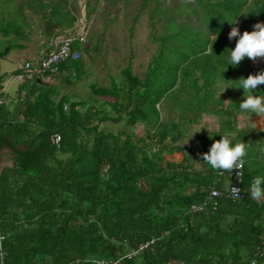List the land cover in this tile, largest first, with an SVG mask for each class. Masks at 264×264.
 I'll return each instance as SVG.
<instances>
[{
  "label": "trees",
  "instance_id": "1",
  "mask_svg": "<svg viewBox=\"0 0 264 264\" xmlns=\"http://www.w3.org/2000/svg\"><path fill=\"white\" fill-rule=\"evenodd\" d=\"M100 1L87 0L88 21L97 13ZM195 2L202 10L204 32L188 27L156 39L159 51L142 79L129 66L122 72V88L113 83L111 89L93 91L114 100L110 105L116 118L94 106L82 111L83 102H72L66 96L55 101V93L41 87L37 77L23 87L25 104L31 107L23 123L7 121L3 118L5 106L1 108L0 146L11 148L16 155L14 168L5 169L0 176L6 264H251L257 250L264 247V199L256 201L250 195L253 178L264 175V133L257 135L260 143L254 145V161L244 158L243 200L222 197L215 211L190 210L202 204L213 187L224 192L232 172L209 168L203 174L193 169L194 156L184 155L181 164L165 159V154L184 152L172 147L178 140V125L161 121L159 106L168 96L177 95L176 91L188 94L176 97L179 119L211 108L220 118V132H228L242 100L226 103L221 97L215 99L211 87L216 80L223 82L222 78L225 82L232 78L235 85L241 77L264 70V58L255 62L245 58L227 70L225 66L227 49L235 47V39L230 42L227 38L235 25L227 21L236 19L241 33L251 32L254 24L264 23V0L250 4L246 0ZM26 3L41 9L48 27L58 29L56 36L77 23V9L69 0ZM11 21L0 25V34L23 37V24L18 19ZM170 40L177 45L175 51L167 45ZM81 44L79 38L72 46L79 50ZM25 48L9 44L0 59ZM80 68L79 61H68L59 66L58 74L78 79ZM197 71L199 75L194 77ZM257 88L264 91V85ZM123 120L133 129L139 123L147 124V139L156 151L145 139L101 128L105 122ZM31 124L35 130L30 129ZM55 135L60 138L58 145ZM203 141L206 147L197 157L201 164L202 155L218 140ZM104 173L106 180L102 179ZM263 262L264 258L258 259V264Z\"/></svg>",
  "mask_w": 264,
  "mask_h": 264
},
{
  "label": "rangeland",
  "instance_id": "2",
  "mask_svg": "<svg viewBox=\"0 0 264 264\" xmlns=\"http://www.w3.org/2000/svg\"><path fill=\"white\" fill-rule=\"evenodd\" d=\"M246 1L250 4L255 0ZM80 2V0H69V5L77 9L78 28L66 30L63 35L56 36L58 29L53 26L48 27L47 19L40 8H30L26 0H0V25L4 22L12 23V19H18L23 24L24 35L23 37L14 35L5 37L0 34V53L9 44L26 47L24 50H13L5 58L0 59V77H3L1 84L23 68L33 54L35 56L40 52L47 53L58 39L78 34L81 19ZM95 3L96 1H93L92 5L94 6ZM143 3L144 0H101L98 4V13H95L96 15L88 21L82 35L83 42L79 49L80 77L76 79L74 76H68L67 73L52 77H37L45 83L42 87L46 89L55 87L59 98L66 96L72 102H83L85 106L81 108L82 111L94 106L102 113L116 118V112L110 105L114 100L101 97L93 91L111 89L113 83L122 88L125 82L122 72L129 66L133 74L142 79L151 60L159 51V42L156 39L169 37L188 27L199 32L206 30L202 22V10L195 0H153L147 6ZM152 11L154 16L151 14ZM174 42L170 40L167 45L175 51L177 45ZM26 49L28 50L25 51ZM198 75L199 71L194 74V77ZM37 78L35 79L38 80ZM232 81V78L226 83L216 80L211 91L226 103L237 98L242 100L243 90L232 88L235 86L232 85ZM198 83L202 85L203 81L198 78ZM15 85L12 83L11 87L8 86L10 93V89ZM208 88L206 86L205 90ZM189 90L187 86L186 92ZM175 93L177 95L168 96L160 105L164 124L177 121L176 97H188L186 93V95L179 91ZM124 122L125 120L120 123L108 121L103 123L101 128L105 132L114 134L123 130L135 139H145L146 144L152 145V151H156L155 144L147 139L149 132L147 124L139 123L133 129L125 126ZM102 179H107L105 173Z\"/></svg>",
  "mask_w": 264,
  "mask_h": 264
},
{
  "label": "crops",
  "instance_id": "3",
  "mask_svg": "<svg viewBox=\"0 0 264 264\" xmlns=\"http://www.w3.org/2000/svg\"><path fill=\"white\" fill-rule=\"evenodd\" d=\"M77 28H78L77 24H75L72 30ZM82 35H80V28H79L77 35L75 36L70 35L69 37H63V38L79 39L82 38ZM63 38L58 39L54 43V45ZM27 50L28 49H26L25 51ZM51 50L52 48L50 49V51ZM47 53L40 52L38 55L35 56L33 54L32 58L27 60L25 64L29 62L33 63L38 58H40L41 56ZM17 72L18 74L15 75L13 74L12 76H10L9 79L4 80V84H1L2 87L1 90L3 92V96L5 99V105H4L5 110L3 113V118H5L7 121H10L12 123H23L25 116L31 113V107L25 104L26 92L23 90L24 89L23 87L25 86L27 81L32 83L35 80V78L33 80L28 79L23 71V68H21ZM12 83H15L16 85L10 89L11 90L10 93L8 91V86L11 87ZM43 84H45L43 81L39 83L41 87L43 86ZM50 90H52L55 93V97H54L55 101L61 98L58 97V91L55 87H50ZM213 96L215 99L220 98L215 96V94ZM31 100H34V98L32 97ZM159 109L161 112V121H162L163 115L160 106ZM230 121H231V127L229 128V131L220 132V118L214 114L213 109L211 108L209 111L197 112L196 115L188 114L186 115V118L182 120L178 118V112H177V121L176 122L174 121L172 123L178 125V135H177L178 140L177 142H172V147L176 146L178 148L184 149V152L175 151L171 154H165L166 161H169L171 163L181 164L183 162L184 155H186L189 159L191 156H194V158H192L193 160L191 161V164L194 166L193 169L198 171L202 170L203 174H205L206 169H209L210 167L204 161L203 164H201L200 161H197V157L203 153V146L204 148L206 147L204 145L203 140L206 138L215 137V139L219 141L221 139L220 135H223L225 133H231L229 139L232 141L233 144L238 143L240 141L243 143H247L246 160L249 163L253 162L254 145H258L260 143V139H256L257 135L258 133H264V115L260 117L257 116L249 117L245 114L235 112L234 116L230 119ZM30 129L35 130V125L31 124ZM22 150L24 149L22 148ZM15 158L16 155L11 148H8L7 146L4 145L0 146V176L5 169L14 168ZM201 165L204 166L203 169H201ZM262 264H264V262Z\"/></svg>",
  "mask_w": 264,
  "mask_h": 264
},
{
  "label": "clouds",
  "instance_id": "4",
  "mask_svg": "<svg viewBox=\"0 0 264 264\" xmlns=\"http://www.w3.org/2000/svg\"><path fill=\"white\" fill-rule=\"evenodd\" d=\"M227 23L235 25L231 27L227 37L230 42L235 39V47L232 50L227 49L226 70L229 66L237 67L245 58L253 62L258 58H264V23L258 22L252 26L251 32L244 31L243 33L240 32L239 22L236 19L231 22L227 21ZM222 81L225 82L223 78ZM259 85H264V70H260L254 75L249 74L247 78L241 77L232 87L243 90L242 102L237 106L240 113L249 117L264 115V91L258 90L257 86ZM230 135L231 133L220 135L221 139L213 142L208 152L202 155V160L211 169L232 172L234 169L244 166L247 143L240 141L233 144L229 139ZM232 190L233 192L238 191L236 188ZM250 195L256 201L264 199V175H257L253 178Z\"/></svg>",
  "mask_w": 264,
  "mask_h": 264
},
{
  "label": "built area",
  "instance_id": "5",
  "mask_svg": "<svg viewBox=\"0 0 264 264\" xmlns=\"http://www.w3.org/2000/svg\"><path fill=\"white\" fill-rule=\"evenodd\" d=\"M74 38H63L58 43L52 46V50L38 58L33 63H26L23 67V71L28 79L33 80L36 77H44L46 75H56L59 72V66L65 62L72 61L77 62L81 59V53L79 50L73 48ZM83 42V41H82ZM5 105V99L2 90H0V110ZM66 109V108H65ZM54 143L58 145L60 138L58 135L53 137ZM244 166L240 169H234L230 175V180L225 186V191L222 192L216 187H213L205 201L191 208L192 213H202L207 208L216 210L218 206V199L225 197L232 201H241L244 198L243 182H244ZM220 177H224L223 173H219ZM221 181V180H219ZM233 188L238 189L237 192H233ZM5 236L1 230L0 224V264H6V258L8 256L4 249ZM142 247L139 248L141 250ZM264 258V247L257 250V256L252 260L251 264H258V259Z\"/></svg>",
  "mask_w": 264,
  "mask_h": 264
},
{
  "label": "water",
  "instance_id": "6",
  "mask_svg": "<svg viewBox=\"0 0 264 264\" xmlns=\"http://www.w3.org/2000/svg\"><path fill=\"white\" fill-rule=\"evenodd\" d=\"M81 19H80V35H82L86 29L88 20L86 16V2L87 0H80Z\"/></svg>",
  "mask_w": 264,
  "mask_h": 264
}]
</instances>
